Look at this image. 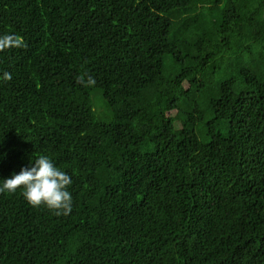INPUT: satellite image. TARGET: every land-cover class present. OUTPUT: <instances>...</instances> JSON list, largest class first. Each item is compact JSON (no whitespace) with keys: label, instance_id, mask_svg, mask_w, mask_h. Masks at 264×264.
Masks as SVG:
<instances>
[{"label":"trees","instance_id":"16d2710c","mask_svg":"<svg viewBox=\"0 0 264 264\" xmlns=\"http://www.w3.org/2000/svg\"><path fill=\"white\" fill-rule=\"evenodd\" d=\"M6 34L0 187L45 155L73 210L0 193V264H264V0H0Z\"/></svg>","mask_w":264,"mask_h":264},{"label":"clouds","instance_id":"9594fccd","mask_svg":"<svg viewBox=\"0 0 264 264\" xmlns=\"http://www.w3.org/2000/svg\"><path fill=\"white\" fill-rule=\"evenodd\" d=\"M26 47L27 44L20 35L0 36V52ZM0 79L9 82L12 75L5 71ZM77 82L85 87L96 84V80L87 72H82L77 77ZM71 184L72 178L69 174L56 167L48 156L39 155L30 167L22 168L19 174H13L11 178L4 180L0 193H15L23 187V196L32 206L44 205L56 216H67L73 210V198L68 190Z\"/></svg>","mask_w":264,"mask_h":264},{"label":"rangeland","instance_id":"374dc122","mask_svg":"<svg viewBox=\"0 0 264 264\" xmlns=\"http://www.w3.org/2000/svg\"><path fill=\"white\" fill-rule=\"evenodd\" d=\"M95 96H96V94H94ZM95 96L93 97V99H94V101H95ZM97 106H99V105H97ZM97 109V110H96ZM96 109H95V111L97 112V113H102V117H104V115L106 114V111L103 109V108H99V107H96ZM101 110H103L102 112H101Z\"/></svg>","mask_w":264,"mask_h":264}]
</instances>
